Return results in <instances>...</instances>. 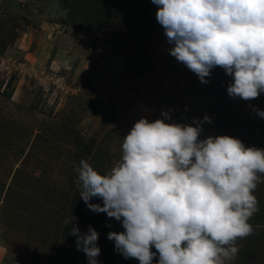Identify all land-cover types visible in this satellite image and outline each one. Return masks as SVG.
Instances as JSON below:
<instances>
[{"label":"rangeland","instance_id":"1","mask_svg":"<svg viewBox=\"0 0 264 264\" xmlns=\"http://www.w3.org/2000/svg\"><path fill=\"white\" fill-rule=\"evenodd\" d=\"M156 12L151 0H0V264H87L69 217L99 233L100 264H139L107 239L125 230L88 209L74 166L110 171L141 118L195 127L207 115L198 139L264 149V118L253 111H264V93L233 99L218 66L201 83L169 54ZM254 195V231L237 241L232 264H264V182Z\"/></svg>","mask_w":264,"mask_h":264},{"label":"clouds","instance_id":"2","mask_svg":"<svg viewBox=\"0 0 264 264\" xmlns=\"http://www.w3.org/2000/svg\"><path fill=\"white\" fill-rule=\"evenodd\" d=\"M151 2L169 54L201 83L218 66L232 77L227 93L233 99L251 101L264 93V0ZM253 111L264 118V111ZM203 122L211 118H194L195 127L141 118L122 139V156L110 171L100 174L85 159L74 166L88 209L106 213L125 230L107 234L125 259L232 264L237 241L253 234L249 220L259 211L254 192L264 182V149L227 135L200 140ZM76 219L64 220L76 249L87 264H100L99 233L91 225L82 232Z\"/></svg>","mask_w":264,"mask_h":264}]
</instances>
